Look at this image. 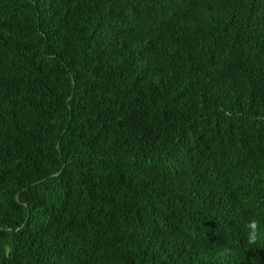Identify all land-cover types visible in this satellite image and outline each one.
<instances>
[{
  "label": "trees",
  "instance_id": "obj_1",
  "mask_svg": "<svg viewBox=\"0 0 264 264\" xmlns=\"http://www.w3.org/2000/svg\"><path fill=\"white\" fill-rule=\"evenodd\" d=\"M0 264H264V0H0Z\"/></svg>",
  "mask_w": 264,
  "mask_h": 264
},
{
  "label": "clouds",
  "instance_id": "obj_2",
  "mask_svg": "<svg viewBox=\"0 0 264 264\" xmlns=\"http://www.w3.org/2000/svg\"><path fill=\"white\" fill-rule=\"evenodd\" d=\"M247 242L249 245H254L258 239V221L256 219H250L247 223ZM231 250L230 249H222L220 255L226 256Z\"/></svg>",
  "mask_w": 264,
  "mask_h": 264
}]
</instances>
